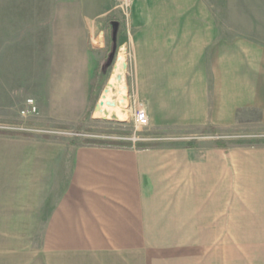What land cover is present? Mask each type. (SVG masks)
<instances>
[{
    "label": "crops",
    "instance_id": "1",
    "mask_svg": "<svg viewBox=\"0 0 264 264\" xmlns=\"http://www.w3.org/2000/svg\"><path fill=\"white\" fill-rule=\"evenodd\" d=\"M28 6L0 0L1 87L10 82L8 93L26 91L28 45L33 51L28 60L37 68L32 93L40 124H77L94 105L97 69L88 53V31L80 13L57 7L40 17L35 5ZM207 25L210 34L196 17L169 24L167 33L161 30L164 23H152L134 38L131 83L121 74L120 87L98 94L95 107L108 94L105 114L119 119L115 110L144 103L151 148L82 145L73 150L39 141L26 149L24 140L3 141L0 221L23 222L32 208L41 212L54 189H62L48 218L50 264H200L201 258L187 251L200 248L164 249L155 239L223 236L226 229L202 227V190L203 175L213 176L208 181L215 188L223 183L217 170L227 162L218 151L203 155L194 142L181 138L211 127L227 135L241 114H257L264 122V46L235 40L227 23L226 37L219 38L218 24ZM43 63L48 68L43 70ZM160 142L164 145L157 146ZM68 163L70 176L63 186ZM27 205L33 207L27 211Z\"/></svg>",
    "mask_w": 264,
    "mask_h": 264
},
{
    "label": "rangeland",
    "instance_id": "2",
    "mask_svg": "<svg viewBox=\"0 0 264 264\" xmlns=\"http://www.w3.org/2000/svg\"><path fill=\"white\" fill-rule=\"evenodd\" d=\"M5 1L14 3L17 0ZM21 1H26L27 7L35 5L34 11L40 17H44L47 11L54 13L57 7L68 9L66 10L68 14L76 12L79 15L80 13L78 19L89 34L88 53L97 69L94 81V105L87 117L77 124L66 126L40 124L38 119L40 109L32 93V78L37 68L34 62L28 60V54H32L33 51L27 45L24 63L27 77L26 91L11 94L8 93L9 89H13L10 82L7 83L9 87L4 89L0 84V150L3 141L9 139L26 141V149L34 148V143L39 141L59 143L73 150L82 145H108L99 142H113L122 146L134 145L138 149H141L138 145L151 148L150 141L153 139L150 138L149 126L138 129L135 124L136 111L140 107L145 108L144 103L137 101L133 103L132 108L127 104L115 110L120 119L110 111L105 114L108 94L103 99V105H100L98 109L95 106L98 94L104 88L111 91L117 87V84L120 87L117 81L118 75L123 74V78L126 76L125 83L126 80L127 83H131L136 55L134 38H138V33L147 31L146 29L150 28L152 23L160 25L164 23L165 26L161 30L167 33L169 24L182 23L196 17L203 22L204 34L211 32L210 26L207 25L210 21L217 23L215 32L218 38L226 37L227 23V27L232 28V31L228 30V32L233 33L235 40L243 38L264 46V0ZM31 11L30 9V13ZM27 12L29 13L28 8ZM49 22H53L52 19L47 23ZM120 65L122 67L118 71ZM47 66L48 63H43V70L45 67L48 68ZM8 67L9 64L7 69ZM28 99L35 101L38 112L23 116L22 111ZM15 116L22 121H12L11 117ZM46 132L48 134L45 135ZM181 140L187 143L194 142L193 144L202 150L203 155L216 150L227 162V167L217 170L218 179L223 183H219L216 188L208 181L211 175L206 174V177L203 175L202 193L205 195L202 199L201 211L203 229H226V231L220 237L155 239L156 244H160L164 249L167 246L171 249L172 245L200 248L195 250L187 248L192 258H201L200 264H264V122L262 117L257 114H241L239 123L227 135L218 134V131L211 127L201 130L197 137H185ZM163 145L164 143L160 142L157 146ZM11 148L17 150L19 147ZM70 166L68 163V168L64 170L63 186L66 185V180L70 176ZM223 170L225 173L222 174ZM205 180L208 183H205ZM52 193V199L47 200V205L42 207L39 213L34 214L33 210L36 207L27 205V211L32 209L26 213L23 222L0 221V264H50L46 237L48 218L53 209V202L55 198H59L62 189H54ZM191 264L194 263L191 262ZM195 264H198L197 260Z\"/></svg>",
    "mask_w": 264,
    "mask_h": 264
},
{
    "label": "built area",
    "instance_id": "3",
    "mask_svg": "<svg viewBox=\"0 0 264 264\" xmlns=\"http://www.w3.org/2000/svg\"><path fill=\"white\" fill-rule=\"evenodd\" d=\"M37 112H38V108L35 104V101L33 99H28L26 104H25V108L22 111V115L23 116L34 115ZM135 124L137 125L136 127L138 129L139 128H146L149 126V117H148L147 111L145 110L144 107H140L139 109H137L136 115H135ZM40 133L43 134L42 131ZM44 134L46 135V134H48V132H46Z\"/></svg>",
    "mask_w": 264,
    "mask_h": 264
},
{
    "label": "trees",
    "instance_id": "4",
    "mask_svg": "<svg viewBox=\"0 0 264 264\" xmlns=\"http://www.w3.org/2000/svg\"><path fill=\"white\" fill-rule=\"evenodd\" d=\"M89 143L93 144L94 142H89ZM99 143L100 144H108V145H119V144H116V143H113V142H111V143L99 142ZM94 144H98V143H94ZM138 147L141 148V149H144V147H149V146L138 145Z\"/></svg>",
    "mask_w": 264,
    "mask_h": 264
},
{
    "label": "bare ground",
    "instance_id": "5",
    "mask_svg": "<svg viewBox=\"0 0 264 264\" xmlns=\"http://www.w3.org/2000/svg\"><path fill=\"white\" fill-rule=\"evenodd\" d=\"M121 67H122V65L119 66L118 71L121 69ZM118 71H117V72H118ZM116 75H117V74H116ZM116 75H115V79H116Z\"/></svg>",
    "mask_w": 264,
    "mask_h": 264
}]
</instances>
